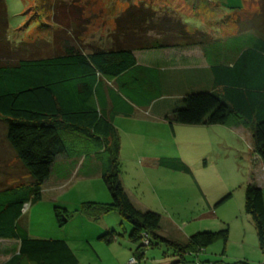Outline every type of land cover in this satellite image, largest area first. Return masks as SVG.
<instances>
[{"label":"trees","instance_id":"1","mask_svg":"<svg viewBox=\"0 0 264 264\" xmlns=\"http://www.w3.org/2000/svg\"><path fill=\"white\" fill-rule=\"evenodd\" d=\"M67 1L46 2L55 25L51 34L41 36L48 41L36 37L33 42L14 45L7 38L6 3L0 0V121L5 124V141L30 178L28 183L0 188V239L16 240L11 249L3 251L9 253L0 264H77L64 240L28 237L19 217L23 204L30 197L40 196L41 185L57 157H77L98 146L105 154L101 177L111 199L83 202L80 210L86 215L118 211L132 226V240L147 234L148 242L144 244L142 239L140 245L149 246L152 235L171 245L179 261L187 252H197L217 239L225 240L226 228L195 232L186 243L166 239L157 233L160 216L134 207L120 181L119 132L113 124L114 113H118L115 108L124 109L120 104L123 98L109 101L117 90L119 96L134 98L124 91L130 84L116 90L107 83L136 63V49L203 46L215 61V89L183 95L165 119L242 125L250 132L264 170V0H245L256 4V10L241 21L238 17L236 23L250 32L234 37L236 43L232 45L205 30H190L175 9L153 8L142 2L130 4L114 16L107 36L109 45L96 41L80 44L83 39L79 36L86 32L90 18L79 12L77 0ZM54 41L61 42L58 49L52 46ZM84 47L87 51H82ZM51 50L54 54L45 53ZM138 94L146 96L147 92ZM229 197L228 193L217 204ZM244 210L252 219L264 255L263 192L255 184L245 188ZM63 211L54 207L59 224ZM101 237L106 238L105 234Z\"/></svg>","mask_w":264,"mask_h":264},{"label":"rangeland","instance_id":"2","mask_svg":"<svg viewBox=\"0 0 264 264\" xmlns=\"http://www.w3.org/2000/svg\"><path fill=\"white\" fill-rule=\"evenodd\" d=\"M52 1L5 0L9 41L14 45L29 43L48 32L51 34L53 23L46 2ZM74 2L81 8L82 16L90 18L84 32L88 38L97 34L104 37L112 30L111 15L121 2H147L157 7L168 2L182 11L190 28L213 30L214 38H226L230 45L236 43L234 37L250 32L239 28L237 18L241 21L257 7L245 0ZM45 53L54 54L52 50ZM140 88H143L140 83L132 82L124 91L129 97L143 99L145 96L138 94ZM150 113L138 109L130 117L117 115L113 120L123 146L118 155L119 176L134 200L132 204L160 216L157 233L166 239L186 243L195 232L224 228L226 239H217L197 252H187L184 260L176 263L174 248L152 235V244L141 246L142 239L129 237L132 226L118 211L90 217L80 210L83 202L111 199L100 173L94 169L87 172L84 165L66 175H52L43 181L40 196L30 197L26 202L19 224L26 229L28 237L64 240L75 254L77 264H263L264 255L257 243L254 224L244 210L248 184L262 189L264 201V170L249 130L168 120L162 126L164 122L151 119ZM4 133L5 124L0 121V188L28 183L29 174L14 157ZM159 156L175 163L181 160L187 169L158 167L152 161ZM228 193L230 197L217 204ZM54 207L64 210L61 224L56 220ZM104 234L106 238L101 237ZM15 243L0 240V263L8 257L9 251H3Z\"/></svg>","mask_w":264,"mask_h":264},{"label":"crops","instance_id":"3","mask_svg":"<svg viewBox=\"0 0 264 264\" xmlns=\"http://www.w3.org/2000/svg\"><path fill=\"white\" fill-rule=\"evenodd\" d=\"M140 2H121L118 6L115 13H118L126 6L130 4H138ZM145 5L154 6L153 8L159 7H169L175 9L178 14L181 16L182 21L187 24V27L190 28V22L184 19L181 10H178L176 7L173 8L169 3H162L159 7L152 5L151 3L142 2ZM204 6V4L202 5ZM112 14L111 17L114 18L116 14ZM114 25V23H113ZM52 28H55L53 26ZM113 29V26H112ZM209 32L213 37V30L201 28ZM83 35V36H82ZM81 34L79 38L83 39L80 42L86 44L87 42H97L102 45H109V39L107 35L104 37L99 34L91 36L88 38ZM61 45V42L54 41L52 46L55 49H58ZM51 46V47H52ZM48 48V46H47ZM206 50V46H205ZM82 51H87L86 47ZM136 63L124 71L122 74H119L117 77H113L108 81V86L117 90V86H126L132 82L140 83L143 88H140L139 91H145L147 93L154 92L153 95H146L143 99H130L128 97L120 94L118 95V90L114 93L113 99L109 101L112 103L114 99L123 98L120 104L124 107L125 110L119 111L115 108L113 120L117 115L132 116L133 112L138 109L149 110L150 115L153 117L151 119H158L163 121L161 125L165 126L166 119L174 107L178 104L180 98L189 93L195 92H208L215 89V61L212 58V53L204 51V47L201 45H194L188 47H166V48H150V49H136L133 51ZM118 92V93H117ZM108 101V100H106ZM110 105V104H109ZM112 113V112H111ZM114 124V122H113ZM116 127V125L114 124ZM228 125H225L227 127ZM235 130H245L242 125L229 126ZM130 133V132H129ZM139 133H130V135H136ZM119 152L123 146H121V138L119 135ZM103 148L101 146L95 147L93 152H87L77 157H67L65 155H60L55 159L54 164L52 165L51 172L48 178L52 175L57 174L66 175L72 169L77 167L81 168L83 165L86 167V171L95 170L101 175L102 170V159L105 157V154L102 152ZM167 157L159 156L153 158V163L158 167H165L175 169L184 168L187 169L182 161H175L166 159ZM176 164V167L175 165ZM55 165V166H54ZM88 176V175H87ZM47 178V179H48ZM121 181V179H120ZM121 184L124 188V185L121 181ZM125 190V188H124ZM126 192V191H125ZM127 193V192H126ZM128 195V194H127ZM129 197V195H128ZM130 198V197H129ZM133 203L134 200L130 198ZM4 241H12V239H0ZM14 241V240H13ZM16 241V240H15Z\"/></svg>","mask_w":264,"mask_h":264},{"label":"built area","instance_id":"4","mask_svg":"<svg viewBox=\"0 0 264 264\" xmlns=\"http://www.w3.org/2000/svg\"><path fill=\"white\" fill-rule=\"evenodd\" d=\"M143 237H144V243H147L148 240H147V234H143Z\"/></svg>","mask_w":264,"mask_h":264},{"label":"clouds","instance_id":"5","mask_svg":"<svg viewBox=\"0 0 264 264\" xmlns=\"http://www.w3.org/2000/svg\"><path fill=\"white\" fill-rule=\"evenodd\" d=\"M26 205H27L26 203L23 204V206H22V208H21V211L24 210V209L26 208ZM142 239H144V237H143ZM143 243H144V241H143ZM144 244H146V243H144ZM263 264H264V263H263Z\"/></svg>","mask_w":264,"mask_h":264},{"label":"water","instance_id":"6","mask_svg":"<svg viewBox=\"0 0 264 264\" xmlns=\"http://www.w3.org/2000/svg\"><path fill=\"white\" fill-rule=\"evenodd\" d=\"M173 262H174V263L179 262V259L176 258V259L173 260Z\"/></svg>","mask_w":264,"mask_h":264}]
</instances>
